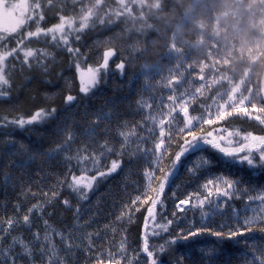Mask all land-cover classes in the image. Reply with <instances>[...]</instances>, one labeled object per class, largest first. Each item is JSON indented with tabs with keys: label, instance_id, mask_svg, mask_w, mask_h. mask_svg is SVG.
Segmentation results:
<instances>
[{
	"label": "trees",
	"instance_id": "obj_1",
	"mask_svg": "<svg viewBox=\"0 0 264 264\" xmlns=\"http://www.w3.org/2000/svg\"><path fill=\"white\" fill-rule=\"evenodd\" d=\"M18 1L0 0V9ZM29 7L20 30L0 32V54L17 52L0 95V264H149L148 211L179 153L213 136L236 148L264 136L262 122L212 121L203 107L249 72V105L264 116V0H29ZM85 16V27L78 24L66 41L28 37ZM86 70L97 73L89 86ZM221 75L229 80L215 85ZM187 98L204 116L190 130L177 122L155 166L129 135L142 125L158 135L152 120ZM260 153L227 155L208 144L181 159L148 242L159 264H260L253 256L264 241L258 202L241 213L247 227L230 209L264 197ZM83 154L98 168L79 191ZM216 181L234 184V194L223 214L205 221L195 199ZM182 202L190 206L180 210ZM46 240L64 255L48 262L57 252ZM23 245L35 252L32 260Z\"/></svg>",
	"mask_w": 264,
	"mask_h": 264
},
{
	"label": "rangeland",
	"instance_id": "obj_2",
	"mask_svg": "<svg viewBox=\"0 0 264 264\" xmlns=\"http://www.w3.org/2000/svg\"><path fill=\"white\" fill-rule=\"evenodd\" d=\"M30 19V7H29V0H20L14 4L5 5V7H2L0 9V32L8 33V32H17L20 30L25 23ZM88 16L86 18H80V19H64L60 24L55 26L53 29L49 30L48 32L39 31L33 34H28V37H41L42 34L51 35L54 40L60 39L66 41V37H69L70 34H72L73 31H76L75 28L78 26V24H81L82 27H85L87 22ZM17 52L15 51H4L0 54V95L2 96L5 92V90L9 87V81L7 77V69H8V62L12 55H15ZM27 55H30V53H27ZM246 75L244 78L239 79L238 81L231 82L230 87L227 91L222 93L223 97L220 100H217L215 102H212L209 106H203L204 111L206 112V116L212 121L223 118V117H230V116H242V117H248L250 119H255L259 122H262L264 124V116L263 114L258 110L255 106H250V96L246 95L245 93V83L246 78L249 76ZM81 77L83 80L84 86L91 85L96 77L97 73L92 70H86L81 72ZM229 80L228 76L221 75L216 79V84H220L222 82H226ZM263 93H264V84H263ZM191 99V98H189ZM188 98L185 100V102L175 100L173 106L170 108L169 115L166 118L157 117L156 122L152 120L153 125L155 126V132H157L158 135H154L151 133L149 129L145 125H142L141 131L138 133H132L129 135V138L132 140V143H135L137 149L142 152V154L145 157H152L153 164L155 166H158L159 161L162 159L163 150L165 147V140L166 138H169L172 136L173 132L177 128V122L181 120H185V126L186 129L190 130L193 128L197 122H200L204 115H195L191 111V109L188 108ZM201 107V108H203ZM154 135V136H153ZM212 145L217 150L223 152L224 154H240L243 152H261L264 156V136L263 137H252L248 140V142L245 144V146L241 148H236V146L233 145L230 141L226 140L223 136H213L208 141L203 142H197L193 145H191L186 150L179 153L177 156L171 170L168 173V178L163 183L162 188L160 189L158 196H156L149 208L146 224H145V246H144V253L149 258V264H159L157 261V258H155V255L149 251V238L152 237L153 234H155L154 230L156 228L155 221L157 217L158 207L161 204L162 196L164 191L168 188L170 185V181L173 179V177L177 174L179 165L181 162V159L185 157V155L201 148L205 145ZM97 159L88 154H83L79 158V167L81 170V174L74 180V187L81 191L86 187H90L92 177L95 174V171L98 168L97 165ZM235 185L227 183L225 181H216L215 184L211 185V187L208 185L204 192V195H201V197H198L195 199L197 207L200 208V215L201 217L207 221L209 218H215L217 214H223L224 209L228 208L227 205L228 199H231V196L234 194ZM259 200H262L264 202V197L262 198H256V199H249V202L246 207H243L241 210L234 208V212L232 213L231 207V215L233 218L237 221H240L243 223V218L241 216V213L245 214L247 213L248 209L250 210L253 207V203L258 202V206L260 208L261 214H264V204H261ZM190 206V202H182L179 204L180 210H185ZM225 216H229L226 215ZM261 219L263 220L262 226H264V216L261 215L259 217V220L261 222ZM244 224V223H243ZM245 225V224H244ZM233 229H227L226 231L228 233L234 232L237 228V224L235 223ZM246 226V225H245ZM247 227V226H246ZM242 225H238V229H242ZM235 233V232H234ZM240 234H243L245 236L246 232L239 231ZM204 233H199L195 235L196 238H202ZM238 236V235H236ZM250 237V236H247ZM24 240L20 242V244H23ZM260 244H263L260 246ZM259 245L255 246V252L254 258L260 263L264 264V241L261 242ZM46 245H49V248L51 252L56 251L51 258L48 259V262L55 261L54 256H59L58 253L61 255L63 254V250H60L58 245L49 243L48 240H46ZM45 245V246H46ZM28 246V245H27ZM23 245L24 251L28 253L31 257V260L35 256V252H32L31 248L28 246L26 247ZM26 250H29L30 252H27ZM163 250V247L160 248V251ZM32 252V253H31ZM34 253V254H33ZM64 255V254H63ZM11 256L8 255L7 258H10ZM14 259V258H13ZM122 260V259H121ZM107 264H123L122 262H118L116 260L108 261ZM12 264L15 262L12 260ZM143 262H140L138 264H142Z\"/></svg>",
	"mask_w": 264,
	"mask_h": 264
}]
</instances>
